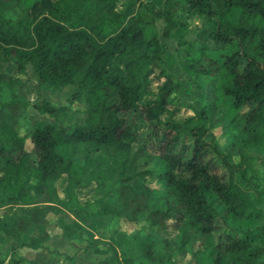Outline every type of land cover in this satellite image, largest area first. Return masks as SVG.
<instances>
[{"label": "trees", "instance_id": "1", "mask_svg": "<svg viewBox=\"0 0 264 264\" xmlns=\"http://www.w3.org/2000/svg\"><path fill=\"white\" fill-rule=\"evenodd\" d=\"M168 1L201 22L177 35L183 25L170 6L147 10L144 0H0V208L46 206L31 209L27 218H0L3 234L20 248H40L50 237L47 213L61 209L74 218L60 224L61 235L82 239L100 255L106 251L88 233L91 222L105 228L112 220L145 223L130 232L111 229L137 255L121 263L117 258L118 264H169L187 254L192 264H203L204 256L210 264H264V200L248 174L244 150L264 148V0ZM13 11L17 18H8ZM79 19L84 25L73 27ZM190 33L196 39L188 46L197 53L188 57L191 82L175 81L167 75L160 37L182 44ZM231 44L235 48L223 62L210 55ZM223 68L231 77L224 94L233 101L232 118L216 105ZM27 73L40 86L73 87V97L87 107L82 122L67 130V109L45 101L34 107L46 118L29 114L18 90L19 76ZM185 96L187 105L180 103ZM182 108L190 114L177 118ZM129 114L162 132L160 153L139 144L133 124L123 117ZM217 128L224 145L216 140ZM184 142L192 144L188 159L173 151ZM207 151L226 178L210 160L202 161ZM179 169L188 175L178 178ZM63 178L61 197L56 183ZM109 182L117 187L108 204ZM92 183L81 201V190ZM217 220L225 227L222 240L214 238ZM242 221L261 223L244 228ZM170 230L181 234L179 244L165 237ZM9 250L12 255L1 264H22L17 248Z\"/></svg>", "mask_w": 264, "mask_h": 264}, {"label": "rangeland", "instance_id": "2", "mask_svg": "<svg viewBox=\"0 0 264 264\" xmlns=\"http://www.w3.org/2000/svg\"><path fill=\"white\" fill-rule=\"evenodd\" d=\"M31 0H27L29 2ZM146 2L147 10H150L151 6L156 9L163 10L165 6H170L171 12L173 13L174 18L178 24H182L183 28L177 35L181 34L185 29L191 28L195 25H198L201 22V17L197 15L187 16L182 12L176 5L171 3L168 0H144ZM120 10H123V7L120 6ZM8 18L16 19L17 13L15 11L9 12L6 14ZM158 29H163L165 23L162 20H157L155 22ZM84 21L79 19L73 27H82ZM195 36L193 33L187 34L184 37L185 42L178 44L176 39L160 37V42L163 45L164 49V62L166 66L167 75L175 81H184L190 83V75L188 72V57H197V53L189 48L188 45L192 44L195 41ZM190 43V44H188ZM234 44L228 45L224 51L210 53L215 59L219 62H223V55L228 54L234 50ZM209 54V53H208ZM8 73H13L14 66L11 64L8 69ZM221 78L217 84V100L216 105L220 112H222L226 117L232 118L236 110L233 106L232 99L224 94V89L228 87L231 83V77L227 73L226 69L223 68L221 72ZM22 83L18 86L19 93L22 95L24 100L27 102V112L33 115L36 119L42 120L46 118L45 115H40L34 107L35 103H40L45 101L48 104L55 107H65L67 109L65 128L71 130L76 124L82 122L85 118V111L87 109L86 104L83 100H76L73 96L75 95V89L71 86H62L58 88L44 87L40 86L36 80L27 73L26 75L19 76ZM183 105L190 103L188 96H185L181 102ZM252 105H249L243 108V111H248L252 108ZM190 113L182 108L180 110L177 118H183ZM127 123L133 124V131L137 135L139 144L151 154H158L162 150V146L165 142V138L162 132L158 131L153 124L147 123L141 117L137 115L134 119L129 115H123ZM216 140L224 145L226 138L224 136L223 130L217 128L214 131ZM27 150L32 152V146L27 143ZM192 144L189 142L179 143L174 148L173 151L177 152L182 158L188 159L191 156ZM246 155L248 156V164L250 171L248 174L251 177L252 183L256 188L257 192H261L264 200V148L263 147H245L244 148ZM211 161L214 166V172L217 173L220 177L226 178L225 168L221 165L220 161L210 152L207 151L202 161ZM188 174L183 170H176V176L186 177ZM33 179L27 181V184L30 185L33 183ZM65 184V178L57 181L56 186L60 196L62 197V187ZM152 187H156V184L153 182L150 184ZM94 187L92 183L89 188L81 190L80 199L84 201L86 194ZM117 184L109 182L105 188V201L106 203H111L115 197ZM247 190H253V187H247ZM46 206L39 204H8L0 208V218L6 217L12 219L16 216L27 218L28 212L33 208H43ZM74 221L72 215L68 212L55 209L49 211L46 215V231L50 235L47 242L43 243L42 246L38 249H31L27 247H19V243L15 242L12 238L6 237L0 227V264L2 262L7 263L9 257L12 255L9 250L11 247L17 248V257L23 259L22 264H118L116 259L119 258V261H123L122 257H132L135 258V249L131 243L120 242L119 239H116L113 235L111 229L116 228L122 232H130L132 230H138L143 227H146L145 223L141 224H129L121 220L114 221L112 220L109 224V228L102 226V222L95 220L91 222L90 225L94 228L88 229V233L98 239V249L106 251V254L100 255L92 252L91 249L86 248L87 243L80 238L69 239L61 235L60 224H70ZM261 222H244L242 221L241 225L244 228L256 227ZM87 226V225H85ZM264 228V222L262 223ZM216 231L214 232V238L221 239L223 238V233L225 227L216 221ZM173 229V226L171 227ZM190 233L193 234V231L188 229ZM169 233L165 234V237L173 241L176 245L180 242L181 234L176 230H170ZM222 240V239H221ZM116 253V255H115ZM169 264H192L190 254H187L185 257L181 255H176L172 257V263ZM203 264H210V262L203 258Z\"/></svg>", "mask_w": 264, "mask_h": 264}, {"label": "crops", "instance_id": "3", "mask_svg": "<svg viewBox=\"0 0 264 264\" xmlns=\"http://www.w3.org/2000/svg\"><path fill=\"white\" fill-rule=\"evenodd\" d=\"M70 224H71V223H70ZM69 239H71V238H69ZM47 241H48V240H47ZM47 241H46V242H47Z\"/></svg>", "mask_w": 264, "mask_h": 264}]
</instances>
